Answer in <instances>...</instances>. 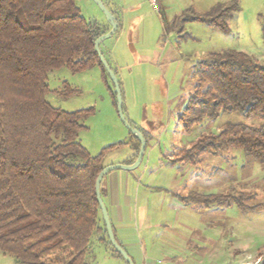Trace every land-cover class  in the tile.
Wrapping results in <instances>:
<instances>
[{
    "label": "rangeland",
    "instance_id": "obj_1",
    "mask_svg": "<svg viewBox=\"0 0 264 264\" xmlns=\"http://www.w3.org/2000/svg\"><path fill=\"white\" fill-rule=\"evenodd\" d=\"M101 1L121 25L102 42L100 51L115 71L124 117L146 136L142 161L132 171L135 183L129 179L122 186L123 191L113 194V198L119 195L129 198L125 227L134 239L133 261L135 264L264 261V164L244 157L235 148L215 157L204 155L196 165L169 163L190 142L204 133L218 134L225 123L252 126L262 123L258 116L245 118L237 112L220 113L217 119L204 120L190 134H185L177 118L197 83L194 66L209 54L234 50L264 63L260 19L264 15V0H236L238 11L228 21V34L184 20L232 0H139L136 10H127L119 0H113L118 6L110 5L111 0L110 4ZM76 6L87 21L108 28L104 14L93 0H76ZM47 85L45 101L51 107L65 112L92 109L84 121L86 129L78 135L79 143L90 156L112 144L128 141L129 132L120 122L113 103L114 88L110 81H103L97 66L78 73L65 67L52 70L47 75ZM66 85L78 93L58 95ZM131 153L129 146L111 152L104 158L103 166L123 165ZM121 172L114 170L107 174ZM146 185L167 192L148 190ZM173 193L181 198L189 193L239 194L254 198L245 201V205L260 207L241 210L234 204L204 206L191 200L180 203ZM103 202L107 207V200ZM100 237V233L93 234L87 264H109L106 256L109 250L98 240ZM0 264L17 263L14 258L0 254Z\"/></svg>",
    "mask_w": 264,
    "mask_h": 264
},
{
    "label": "trees",
    "instance_id": "obj_2",
    "mask_svg": "<svg viewBox=\"0 0 264 264\" xmlns=\"http://www.w3.org/2000/svg\"><path fill=\"white\" fill-rule=\"evenodd\" d=\"M237 11L232 0L184 21L228 34V21ZM260 19L264 42V15ZM108 28L83 18L76 0H0V254L17 264H87L94 233L101 234L98 240L111 256L124 262L108 242L95 181L108 154L129 146L131 165L140 143L129 133L128 141L90 156L78 135L92 109L65 112L45 101L47 75L55 69L78 73L97 66L103 81H109L94 51L95 40ZM193 73L197 83L177 118L183 133L220 113L258 116L262 123H225L218 134L204 133L190 142L170 164L196 165L202 156L230 148L264 164V63L223 50L197 62ZM64 89L57 94L78 93L68 85ZM113 103L116 107L115 92ZM178 199L204 206L234 204L241 210L260 207L245 205L254 198L239 194L189 193Z\"/></svg>",
    "mask_w": 264,
    "mask_h": 264
},
{
    "label": "water",
    "instance_id": "obj_3",
    "mask_svg": "<svg viewBox=\"0 0 264 264\" xmlns=\"http://www.w3.org/2000/svg\"><path fill=\"white\" fill-rule=\"evenodd\" d=\"M93 2L98 6V8L101 10V12L104 14L106 21L110 27V30L106 33L103 34L101 36H99L95 42H94V51L98 57V60L101 64V66L103 67V69L105 70L109 81L111 82L113 88H114V92H115V96H116V110H117V114L119 117L120 122L124 125V127L128 130V132L134 136L140 143V147L138 150V154L137 157L134 161L133 164L128 165V166H124V165H119V166H111V167H104L103 170L98 174L96 181H95V197H96V202L99 206L100 212H101V217L105 226V231H106V236L108 239V242L110 243L111 247L114 249V251L124 260V262L126 264H133L131 259L129 258L127 252L116 242L113 231H112V227L110 224V220L106 211V208L103 204L102 198H101V194H100V183L102 178L109 172L114 171V170H126V171H133L135 170L141 163L143 155H144V151H145V139L143 138L142 134L139 132V130L133 128L125 119L124 114H123V110H122V95H121V90H120V86L117 80V77L115 75V73L111 70L110 66L108 65V63L106 62V60L104 59L99 46L100 44L110 38L117 30L118 24L117 21L115 19V17L111 14V12H109L105 6L103 5L101 0H93Z\"/></svg>",
    "mask_w": 264,
    "mask_h": 264
},
{
    "label": "crops",
    "instance_id": "obj_4",
    "mask_svg": "<svg viewBox=\"0 0 264 264\" xmlns=\"http://www.w3.org/2000/svg\"><path fill=\"white\" fill-rule=\"evenodd\" d=\"M107 1L109 2V0H107ZM111 1H112V4H110L111 2H109L110 5H113V6L117 5L116 3H114L113 0H111ZM138 1L139 0H119L118 2L121 5L128 7L127 10H136L138 8V5L140 4V3H138ZM122 8H124V7H122ZM120 25L121 24H118V27ZM122 106H123V104H122ZM122 110H123V108H122ZM136 129L139 130L138 128H136ZM142 134L144 135L143 132H142ZM144 137L146 138L145 135H144ZM132 155H133V150H132L131 155L126 159V162L121 163V164L129 165L128 160L131 158ZM121 171H122L121 172L122 174H120V175H118V174L117 175L106 174V175H108V178H107L106 183L103 187L101 186V183L105 179L106 175L102 178L101 183H100V189L102 191V201H103V199L107 200V207H105V208H106L109 220H110V224L112 227V231H113L115 240L127 252L132 263L135 264V262L133 261L134 260L133 258L136 257V251H134V249H132V246L134 245V243L132 241H134V239L128 235V233L126 232V227H125V216L127 219L129 217V216H127V212L130 209V202L128 201L129 198H122L121 195H119L118 198H113V194L115 191L120 192L121 189L123 191L122 186L126 185L127 181H129V179L133 180V183H135L134 174L132 171H126V170H121ZM144 187L146 189L152 190V191H158V192L166 191V190H163V189L158 188V187L153 188L151 185H148V186L146 185ZM172 196L175 197L176 200L179 197V195L174 194V193L172 194ZM180 197H182V196H180ZM178 201L180 203H182L179 199H178ZM106 256L109 257V260H108L109 264H123L122 260L111 256L108 252L106 253ZM145 258H144V260H145ZM144 264H147L146 261H144Z\"/></svg>",
    "mask_w": 264,
    "mask_h": 264
},
{
    "label": "built area",
    "instance_id": "obj_5",
    "mask_svg": "<svg viewBox=\"0 0 264 264\" xmlns=\"http://www.w3.org/2000/svg\"><path fill=\"white\" fill-rule=\"evenodd\" d=\"M151 2H152V0H151ZM260 263H261V261L258 264H260ZM242 264H248V263L246 262V263H242Z\"/></svg>",
    "mask_w": 264,
    "mask_h": 264
}]
</instances>
